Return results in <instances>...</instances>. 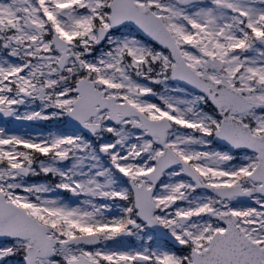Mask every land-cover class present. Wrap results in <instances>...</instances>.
Wrapping results in <instances>:
<instances>
[{
	"label": "snow or ice",
	"instance_id": "snow-or-ice-1",
	"mask_svg": "<svg viewBox=\"0 0 264 264\" xmlns=\"http://www.w3.org/2000/svg\"><path fill=\"white\" fill-rule=\"evenodd\" d=\"M0 264H264V0H0Z\"/></svg>",
	"mask_w": 264,
	"mask_h": 264
}]
</instances>
